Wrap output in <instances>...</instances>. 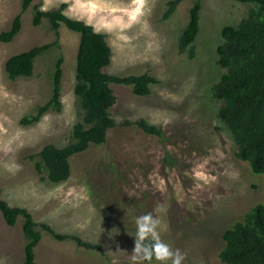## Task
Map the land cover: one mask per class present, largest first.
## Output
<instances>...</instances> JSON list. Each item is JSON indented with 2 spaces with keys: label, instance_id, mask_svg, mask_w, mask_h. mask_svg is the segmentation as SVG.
Returning <instances> with one entry per match:
<instances>
[{
  "label": "rangeland",
  "instance_id": "rangeland-1",
  "mask_svg": "<svg viewBox=\"0 0 264 264\" xmlns=\"http://www.w3.org/2000/svg\"><path fill=\"white\" fill-rule=\"evenodd\" d=\"M173 0H146L150 14L147 29L135 24L97 31L112 49L111 64L104 72L128 77L149 73L159 80L147 96H138L131 86L112 84L117 102L111 115L118 126L110 129L102 145L91 144L71 158L68 181L55 184L38 167L37 154L49 144L64 147L71 142L74 125L82 118L75 94L76 62L80 34L65 25L59 37L48 19L33 24L31 7L22 16V29L10 43L0 41V188L10 206L27 209L39 224L57 234L76 236L102 245L103 252L78 246L75 240H57L39 228L42 240L35 249L37 264H130L134 248V218L157 205L162 214V238L186 252L184 264H224L220 253L224 233L244 221L256 205L264 203V176L252 172L248 162L236 156L237 146L218 119L220 103L213 88L226 72L217 48L224 27L239 24L250 10L236 0H201L200 31L195 56L179 52V38L190 20L195 0H184L165 17ZM84 0H81L83 3ZM93 14L76 0H36L46 11L66 4L65 14L92 24L111 20L129 7L131 0H94ZM22 0H0V35L12 27L21 13ZM89 24V23H87ZM89 24V25H92ZM35 61L31 77L15 81L5 72L14 55L53 43ZM63 54L62 111H50L32 125L22 123L52 97V75ZM146 120L162 136L144 133L136 125ZM204 179H199L197 174ZM24 218L10 226L0 212V261L25 264L27 238Z\"/></svg>",
  "mask_w": 264,
  "mask_h": 264
},
{
  "label": "trees",
  "instance_id": "trees-1",
  "mask_svg": "<svg viewBox=\"0 0 264 264\" xmlns=\"http://www.w3.org/2000/svg\"><path fill=\"white\" fill-rule=\"evenodd\" d=\"M36 0H22L21 13L13 21L9 31L0 35L3 43L12 42L22 29V16L31 7L34 10L33 24L39 27L48 19L52 30L59 37L65 25L80 34L76 62L75 94L82 110V118L72 129L71 142L58 147L46 145L38 154V167L47 171L48 180L60 184L69 180L71 158L85 152L91 144L102 145L110 129L118 126L111 115L117 102L112 84L131 86L138 96H147L159 80L149 73L120 77L104 72L113 57L111 47L104 34L94 31L92 25L75 20L65 14L66 4L59 9L42 11ZM184 0L169 2L165 17H170ZM249 5L250 10L239 24L226 26L222 31V42L217 48L219 65L226 69L213 88V98L220 103L218 119L230 133L237 146L236 156L248 162L252 172L264 176V0H236ZM201 0H195L190 11V20L179 38V52L190 58L195 56V42L200 31ZM52 48L60 49V41L37 46L29 51L9 58L5 72L10 80L29 78L34 73L35 61ZM61 54L52 75V97L38 107L35 115L26 116L22 123H38L50 111H62L63 65ZM124 126L136 125L144 133L162 136L161 130L146 120L135 123L126 121ZM0 212L10 226H15L20 217L24 218L23 231L27 238L25 264H37L35 249L42 240L39 228L57 240H75L78 246L103 252L102 245H94L76 236L57 234L49 225L37 223L32 214L23 208L12 207L2 197L0 188ZM225 246L220 253L224 264H264V203L256 205L244 221L234 224L224 233Z\"/></svg>",
  "mask_w": 264,
  "mask_h": 264
},
{
  "label": "clouds",
  "instance_id": "clouds-1",
  "mask_svg": "<svg viewBox=\"0 0 264 264\" xmlns=\"http://www.w3.org/2000/svg\"><path fill=\"white\" fill-rule=\"evenodd\" d=\"M81 7L87 8L90 13L97 11V4L94 0H76ZM42 11H46L47 7L42 6ZM112 12L122 11L127 16L125 21L121 16H114L111 20L106 18L101 19L95 24H92V17L89 16L86 23L92 24L94 31L105 29L112 31L114 28H119L121 32L130 29L133 25H141L142 30H146L148 25L146 19L150 14V7L146 0H131L129 7L123 9H111ZM199 179H204L201 174H197ZM167 209L163 205H157L155 215L148 212L138 215L134 218L135 233L129 234L134 237V248L130 254V264H184L186 252L181 251L162 238L164 224L162 214H166ZM0 264H3L0 261ZM116 264V261H113Z\"/></svg>",
  "mask_w": 264,
  "mask_h": 264
}]
</instances>
